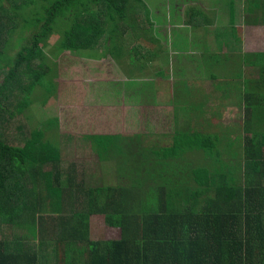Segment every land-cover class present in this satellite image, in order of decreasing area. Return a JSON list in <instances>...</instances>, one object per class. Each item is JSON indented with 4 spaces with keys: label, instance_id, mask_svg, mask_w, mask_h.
<instances>
[{
    "label": "trees",
    "instance_id": "obj_1",
    "mask_svg": "<svg viewBox=\"0 0 264 264\" xmlns=\"http://www.w3.org/2000/svg\"><path fill=\"white\" fill-rule=\"evenodd\" d=\"M181 1V12L156 15L143 0H0V264H264V51L236 46L241 26L264 25V0H215L212 12ZM224 15L213 31L232 36L230 55L177 36L182 51L166 58L152 36L153 23L176 34L184 20L206 36ZM64 52L113 63L128 87L150 65L154 76L180 78L170 82V113L143 112L137 89L121 130L83 133L100 161L114 163V182H87L62 156L68 126L46 106ZM189 63L210 91L192 83ZM222 111L240 124L223 123ZM145 127L161 130L163 144L145 143ZM93 217L119 237L92 238Z\"/></svg>",
    "mask_w": 264,
    "mask_h": 264
},
{
    "label": "rangeland",
    "instance_id": "obj_2",
    "mask_svg": "<svg viewBox=\"0 0 264 264\" xmlns=\"http://www.w3.org/2000/svg\"><path fill=\"white\" fill-rule=\"evenodd\" d=\"M167 1L171 3L173 0ZM176 1L177 0L173 2ZM143 2L147 4V9H150L152 14L156 15H159L163 9H167L168 7L171 9H176L179 12L182 11L181 8L183 7L181 0L176 3L172 2L170 5L168 4L169 6H164L162 3L163 0H143ZM193 3H196L199 7H201V9H205L206 12H212V9H215V0H197ZM189 4L192 3H188L185 7H187ZM138 19L139 17H137V20ZM173 20L175 21L177 18ZM227 21L228 19L226 15H224L223 19L214 21V24L209 28L210 33H207L206 36H203L200 30L191 32L189 30V26L186 24V20L179 22L177 24L178 26H174L176 34H172L171 28L167 27L166 25L163 27L160 26L159 23H153L159 35L155 33L152 36H155L157 40L159 39V45H161L163 50H166L164 52L166 58L169 56L173 58V52H176L177 54L181 53V42L178 41L176 46L172 45L176 42L175 38L177 36H183L187 39L188 43H199L202 40H206L212 47V52L230 55L229 48L225 45V39L228 38V40H231L232 36L228 35L229 37H227L221 36L222 34H220L216 37L213 31L215 29L214 27L216 23L222 24L227 23ZM241 27V40L236 45L237 48L243 52L258 50L264 51V25H243ZM219 32L223 33V31ZM56 37L58 38V34H54L49 38V46L47 49H49L56 42ZM128 37L123 38L126 50L130 49V46L133 45V41H129L132 37ZM14 51L15 50H10V53ZM141 53L143 52L141 51L134 53L132 51L130 54H132L134 57H139V54ZM199 55L200 52H193L192 50H185L183 54L184 57L195 56L193 60H195L196 57H199ZM54 60H56L57 64H59L61 73L59 79L56 81L58 84L56 91L54 92L53 97H51L52 99L50 98L46 107L48 111L54 110L62 119L64 125L68 126V128H66L65 131L60 134L59 147L61 148L62 156L64 159H69L70 161L72 160L77 166L79 165V167L82 168L79 169V173L81 170L86 171L85 174L87 177H85V180L87 182L88 179H90L94 184H96L103 176L108 182H114V163L110 161H100L96 152L91 148V142L83 133H108L114 132V130L117 128L118 130H121L125 125L123 116H125V112L128 111L127 106L129 107L131 104V102H125V99H129L132 91L135 90L141 91V94L137 95L138 97L136 96L137 99L139 98L136 105L140 106L143 112L146 110H155L158 112V110L161 109L167 113H170V109L164 107L169 106L172 101L170 94V82H177L180 78L175 75H171L167 79L154 76L155 68L152 70L150 65V70L146 69V72H149V75H147L146 78H139L135 87H128L126 82L128 80H126L124 77V71L115 67L113 63H111V66H106L102 63V59L84 60L80 58V56H74L67 52L62 54L60 53L58 58L56 57ZM174 63L175 62H173V65ZM153 65H156V63H153ZM188 67V70L190 69L189 73L191 74V80L193 81L192 83L201 88L205 87V89L210 91V88L212 89L211 82H204L206 80H200L199 77L195 76V73L199 76L203 75L201 72L202 69L199 68V65H197L196 71L193 70L195 68L193 63H189ZM105 96H107V100L106 102H102ZM217 99L219 98H216V101ZM229 101L226 100L224 102L222 100V102H224L223 106L230 103ZM222 102L217 101L215 103ZM35 105H33V108L35 111H37L38 107H35ZM79 111L83 113L84 119L78 118ZM171 117L170 115L165 117V124H163L165 128L171 124ZM221 120L223 123L231 122L234 124H240L238 113L233 114L222 111ZM151 127L154 126H150L149 128ZM149 128L145 127L143 129V133H146L143 136L145 143H153L158 145L163 144L164 137L161 136L162 134H159L161 133V130H156L151 134L148 133ZM107 171L110 173V175H103L107 173ZM91 219L92 238L97 239L102 237H119V231L106 227L100 217H93Z\"/></svg>",
    "mask_w": 264,
    "mask_h": 264
}]
</instances>
